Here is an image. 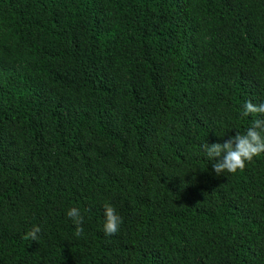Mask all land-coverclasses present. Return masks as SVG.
Masks as SVG:
<instances>
[{
	"label": "trees",
	"instance_id": "trees-1",
	"mask_svg": "<svg viewBox=\"0 0 264 264\" xmlns=\"http://www.w3.org/2000/svg\"><path fill=\"white\" fill-rule=\"evenodd\" d=\"M248 100L264 0H0V264H264V152L202 148Z\"/></svg>",
	"mask_w": 264,
	"mask_h": 264
},
{
	"label": "clouds",
	"instance_id": "clouds-1",
	"mask_svg": "<svg viewBox=\"0 0 264 264\" xmlns=\"http://www.w3.org/2000/svg\"><path fill=\"white\" fill-rule=\"evenodd\" d=\"M258 115L264 117V103L254 104L251 100L245 101L242 116ZM204 152L209 160H213L212 169L216 175H220L227 171L228 173H236L243 170L246 162H251L255 156H259L264 152V118L254 119L251 127L245 134L237 133L223 143L215 142L212 144L205 143L202 145ZM218 158V159H214ZM104 215L106 217L103 225V231L106 235L118 234L120 231L121 217L110 204L104 205ZM67 216L71 218L76 225L75 235L80 237L83 235V227H81L83 216L79 209L72 207L67 211ZM41 231L39 226L30 229L25 239L32 241L38 240V233Z\"/></svg>",
	"mask_w": 264,
	"mask_h": 264
}]
</instances>
